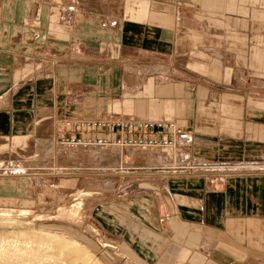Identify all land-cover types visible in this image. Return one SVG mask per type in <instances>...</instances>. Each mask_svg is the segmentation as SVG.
Segmentation results:
<instances>
[{"label": "crops", "instance_id": "1", "mask_svg": "<svg viewBox=\"0 0 264 264\" xmlns=\"http://www.w3.org/2000/svg\"><path fill=\"white\" fill-rule=\"evenodd\" d=\"M94 118L174 124L180 164L61 157ZM0 158L55 193L5 172L12 203L98 180L84 229L126 262L264 264V0H0Z\"/></svg>", "mask_w": 264, "mask_h": 264}, {"label": "rangeland", "instance_id": "2", "mask_svg": "<svg viewBox=\"0 0 264 264\" xmlns=\"http://www.w3.org/2000/svg\"><path fill=\"white\" fill-rule=\"evenodd\" d=\"M60 155L64 158L68 156L65 153ZM72 155H74L73 159L79 160L78 166L87 168L99 166V162L108 164V168H111L117 156H120L118 151L113 149L101 151L81 148L76 149ZM129 157L167 160V155L163 156L159 152H134ZM8 161L5 167H0V169L6 168L9 164L30 167L38 165L37 161L35 163H29L28 160ZM170 161L175 164L178 162V160ZM5 172L6 176L18 175V181L22 180V183L27 186L25 190L31 201L35 198L33 195L35 191L40 194V203L51 202L50 197L55 193L48 189L46 181L42 178L33 180L25 176L21 167L13 170L11 174L10 171L1 170L0 175L3 177ZM41 172L55 173L47 169ZM86 182H88L87 185ZM97 183L99 182L95 179L83 180L77 190L68 192V194L63 193L64 195L60 194L58 203L53 207L50 205L27 206L20 201L12 203L9 200H0V264H131L122 257H118L111 250L112 248L99 237L91 235L92 233L84 229L85 222L80 213L81 204L89 194L88 192L98 190ZM42 193L48 194L49 197L43 198ZM73 211L76 215L71 218L68 216L71 213H68Z\"/></svg>", "mask_w": 264, "mask_h": 264}, {"label": "built area", "instance_id": "3", "mask_svg": "<svg viewBox=\"0 0 264 264\" xmlns=\"http://www.w3.org/2000/svg\"><path fill=\"white\" fill-rule=\"evenodd\" d=\"M61 127L62 132L56 140L60 153L71 154L78 148L101 151L113 149L121 155L159 152L163 156L169 154L173 162L178 160L177 164H180L176 152L179 134L172 123L133 119H66Z\"/></svg>", "mask_w": 264, "mask_h": 264}, {"label": "bare ground", "instance_id": "4", "mask_svg": "<svg viewBox=\"0 0 264 264\" xmlns=\"http://www.w3.org/2000/svg\"><path fill=\"white\" fill-rule=\"evenodd\" d=\"M34 146V145H33ZM96 151V150H95ZM71 154H73V152H70ZM98 154H99V152H97ZM101 153V152H100ZM119 153V155H121L120 154V152H118ZM131 155V154H130ZM121 157H123V155H121ZM114 158H115V156H114ZM121 160V159H120ZM5 163H6V161L5 160H3V159H1L0 158V167H5ZM78 200V199H77ZM72 205H74V204H72ZM71 205V206H72ZM76 208V207H75ZM74 208V209H75ZM79 208V207H78ZM73 210V209H72ZM74 211H77V210H74ZM74 211L73 212H69L68 214H70L71 213V215H68V216H70L71 218H73V217H75V215H76V213H74ZM6 213V212H5ZM23 213V212H22ZM28 213V212H27ZM26 213V214H27ZM21 215V214H20ZM24 215V214H23ZM31 253V252H30ZM29 255V254H28Z\"/></svg>", "mask_w": 264, "mask_h": 264}]
</instances>
